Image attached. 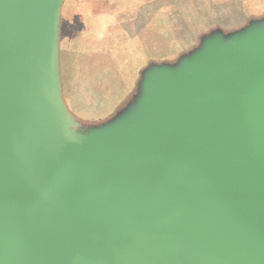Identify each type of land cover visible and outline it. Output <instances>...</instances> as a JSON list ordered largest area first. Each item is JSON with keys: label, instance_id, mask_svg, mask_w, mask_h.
<instances>
[{"label": "water", "instance_id": "water-1", "mask_svg": "<svg viewBox=\"0 0 264 264\" xmlns=\"http://www.w3.org/2000/svg\"><path fill=\"white\" fill-rule=\"evenodd\" d=\"M59 3L0 0V264H264V24L86 130L56 91Z\"/></svg>", "mask_w": 264, "mask_h": 264}, {"label": "crops", "instance_id": "crops-1", "mask_svg": "<svg viewBox=\"0 0 264 264\" xmlns=\"http://www.w3.org/2000/svg\"><path fill=\"white\" fill-rule=\"evenodd\" d=\"M65 5L67 0H60L55 26L56 91L64 115L77 128L90 126L71 105L88 104V91H97L98 83L108 87L109 64L120 60L122 81H130L116 94L136 95L127 110L141 95L144 66L174 63L183 49L200 46L207 32L220 31L222 14L240 28L253 17L264 21V0H69V8ZM158 44L167 51L158 52ZM88 78L94 83L90 89Z\"/></svg>", "mask_w": 264, "mask_h": 264}, {"label": "rangeland", "instance_id": "rangeland-1", "mask_svg": "<svg viewBox=\"0 0 264 264\" xmlns=\"http://www.w3.org/2000/svg\"><path fill=\"white\" fill-rule=\"evenodd\" d=\"M65 7L69 8V0H67V5H65ZM224 11V9H223ZM226 11V10H225ZM224 11V12H225ZM239 11V10H238ZM222 14V13H221ZM234 19V18H233ZM254 19V20H253ZM253 21H249V23H247L245 26L241 27L242 25L238 26H234L232 24L231 18L229 16H225L222 14L221 16V29L220 31H212V32H207L205 36L202 37V39L200 40H204L201 45L194 47L193 49H183L185 51H182V53H180L179 57H177L174 63H169V64H150V65H142L144 66V70L142 71V74L144 71L147 72L148 69L152 68V67H160V66H167V67H177L178 64L180 63L181 60H183L184 58L190 57L192 55H194L195 53H197L199 50L202 49V45L203 43L207 40L212 38L213 36H219L221 41L223 43H227L229 41H232L236 38H238L239 36L245 34L249 28L253 27V26H257L258 24L264 22L262 20V18L255 19V17L252 18ZM256 20V21H255ZM252 22V23H251ZM258 22V23H257ZM167 26H169V23L167 24ZM177 27V26H176ZM173 28V32H175V28ZM238 27V28H235ZM179 28V27H177ZM160 45L158 44V52H165L164 50L167 51L166 49H160L159 47ZM173 52L176 53V49H172ZM181 51H178L177 53H179ZM120 61V60H119ZM117 61L116 65H111L109 64V81H108V87H102L99 83H98V90L95 91H88V104H82V103H76L71 105L72 106V110H73V114H76V116H78V118H84L86 120H88V125L90 127H84L83 129H99L102 127H105L108 125V120L109 123L110 121H112L113 119L117 118L119 119L120 115L123 114L126 109L125 106L132 100V99H136V95L134 96L133 91L131 90V93L129 95H117V89L119 85H122L121 87H123L125 85V88H127L129 86V82L126 81V79H124L122 81L123 78V68L121 63ZM122 68V69H121ZM126 73V71H125ZM91 79L88 78V86L89 89L91 86L94 85V83L90 81ZM125 82V83H124ZM94 87V86H93ZM132 88V87H131ZM95 91V92H94ZM119 91V90H118ZM115 93V94H114ZM142 93V90H141ZM104 107L106 108L105 111L104 110H100V107ZM132 107V105H130V108ZM98 108V110H97ZM116 109V110H115ZM96 110V112H95ZM115 110V111H114ZM122 111V113H121ZM83 120V119H82ZM94 120H99L96 123H93L91 121ZM107 122V123H106ZM82 124V122L80 123ZM86 126V125H84Z\"/></svg>", "mask_w": 264, "mask_h": 264}]
</instances>
